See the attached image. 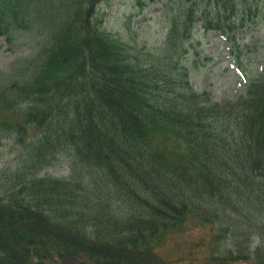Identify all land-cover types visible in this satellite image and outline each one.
I'll return each instance as SVG.
<instances>
[{"label":"trees","instance_id":"trees-1","mask_svg":"<svg viewBox=\"0 0 264 264\" xmlns=\"http://www.w3.org/2000/svg\"><path fill=\"white\" fill-rule=\"evenodd\" d=\"M104 1L0 0V36H43L0 87V141L28 151L0 177V264H264V68L215 100L188 48L199 28L241 49L260 3L177 0L138 48Z\"/></svg>","mask_w":264,"mask_h":264},{"label":"rangeland","instance_id":"rangeland-1","mask_svg":"<svg viewBox=\"0 0 264 264\" xmlns=\"http://www.w3.org/2000/svg\"><path fill=\"white\" fill-rule=\"evenodd\" d=\"M257 2L261 7L259 12L244 14L245 21L237 31L239 41L244 45L241 49L232 52L218 31L199 33V28L195 29L198 41L188 48L190 52H199V67L192 71V81L208 89L215 100L244 91L243 77H253L264 68V0ZM176 5L177 0H108L100 8L105 13L108 30L125 37L130 43L137 41L138 48H142L157 46L167 26L166 12ZM37 15L32 11L31 16ZM40 30V26L30 30L16 29L10 35V41L6 35L0 36V87L10 85L13 78L20 77L25 60L39 50L43 40ZM27 153L22 144L3 136L0 141V177L9 165L15 167ZM62 161L44 171L56 176L66 175L69 167L66 161ZM250 243H255L254 238Z\"/></svg>","mask_w":264,"mask_h":264}]
</instances>
